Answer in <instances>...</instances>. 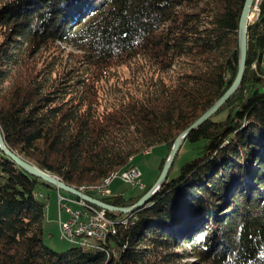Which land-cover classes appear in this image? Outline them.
<instances>
[{
  "label": "trees",
  "instance_id": "obj_1",
  "mask_svg": "<svg viewBox=\"0 0 264 264\" xmlns=\"http://www.w3.org/2000/svg\"><path fill=\"white\" fill-rule=\"evenodd\" d=\"M245 1L0 0L6 147L78 189L104 185L162 146L161 172L176 138L236 78ZM258 10L240 87L184 142L194 158L170 178L174 161L130 213L94 206L117 226L96 239L100 248L46 246L48 203L37 189L61 190L0 150V264H264V0ZM58 42L77 55L65 60ZM121 67L133 70L131 82L110 103L107 77ZM151 188L90 195L127 208Z\"/></svg>",
  "mask_w": 264,
  "mask_h": 264
},
{
  "label": "rangeland",
  "instance_id": "obj_2",
  "mask_svg": "<svg viewBox=\"0 0 264 264\" xmlns=\"http://www.w3.org/2000/svg\"><path fill=\"white\" fill-rule=\"evenodd\" d=\"M251 17H254L253 14H251ZM252 19L253 18H251V20ZM56 45H58L61 48L62 54L65 60H68L69 58H71L70 56H68L69 53L72 55H77V52L73 46L67 45L62 42H58ZM42 59H43V56L41 57L40 60ZM48 59L49 57L47 56L46 60ZM263 66H264V55H263ZM132 71L133 70L128 69V67H121L111 72L110 75L107 77L109 80L105 84V87H106L105 97L106 99H108L110 103L115 102V99L121 96V93L119 91L125 90L128 88L127 80L128 82H131L130 78H131ZM162 77H171V72ZM102 85L104 86V83ZM147 153L148 152H145V154ZM166 154H167L166 148L161 146V147L155 148L154 150H151V152L147 155L142 154V155L136 156L134 162H135L136 168H138V170L141 171L142 173L143 186L141 187L139 185L127 184V183H124L120 178H115L111 184L112 195H123L124 197L129 198L132 196H137L138 194H141L144 191V189H148L151 186H153L161 174L160 163H161L162 158L165 157ZM193 158H194V155L192 153L191 145L189 143L184 144L183 147L180 149L178 156L175 160L174 168L171 171L170 178L176 177L179 174L181 167L186 162L190 161ZM104 192H106V187L104 189ZM61 193L66 195L65 191H61ZM85 193L89 196L94 195L91 192L89 193L85 192ZM37 194L40 197L44 196L47 199V203H48L46 210H45L44 244L56 252L67 251L69 248L75 245L61 238L60 227H59L60 225H59V210H58V203H57V196H58L57 191L55 189H51L45 186H39L37 189ZM67 218L68 217H66V214L63 213V221H66ZM88 237L85 236L84 239H92ZM193 260L194 259H187V260H184L183 262L189 261L190 263H192Z\"/></svg>",
  "mask_w": 264,
  "mask_h": 264
},
{
  "label": "water",
  "instance_id": "obj_3",
  "mask_svg": "<svg viewBox=\"0 0 264 264\" xmlns=\"http://www.w3.org/2000/svg\"><path fill=\"white\" fill-rule=\"evenodd\" d=\"M256 0H246L244 4V8L241 14L240 23H239V31H238V42H239V67L236 78L234 79L230 88L224 93V95L205 113H203L192 125H190L185 131H183L175 140L174 145L169 152L168 158L165 162L163 170L156 181V183L152 186V188L142 197L134 206L127 208H120L109 205L103 202L100 199L94 198L87 194L82 193L77 188L72 187L64 183L62 180L53 176L41 169L37 166L29 163L28 161L22 159L17 154L13 153L6 147V143L3 137L2 130L0 128V150L3 151L7 156H9L17 165H19L22 169L34 175L46 183L52 185L58 190L65 191L79 199H83L84 201L94 205L95 207L101 208L106 211H117L122 213H130L133 210L143 206L147 201L154 196V194L159 190L161 185L166 181L169 172L172 168V165L178 156L180 149L182 148L184 142L186 141L188 135L208 121L238 90L240 87L243 76L246 70L247 65V54H248V28L251 21V14L253 8L255 6ZM237 111H235L234 119L237 117Z\"/></svg>",
  "mask_w": 264,
  "mask_h": 264
},
{
  "label": "built area",
  "instance_id": "obj_4",
  "mask_svg": "<svg viewBox=\"0 0 264 264\" xmlns=\"http://www.w3.org/2000/svg\"><path fill=\"white\" fill-rule=\"evenodd\" d=\"M261 1L256 0L253 8L255 12L259 11L258 5ZM252 14L255 16V13L252 12ZM115 178H120L127 184L143 186L142 173L138 172V168H131L125 174L112 176L110 185L106 186V192L95 196L107 197L112 195L111 184ZM57 203L61 238L75 246L100 248L102 243H96V235H104L107 231H114V227H117L114 220L108 218L105 213L98 211L92 204L83 199L58 192ZM63 213L68 215L66 221H63ZM84 232H92V239H84Z\"/></svg>",
  "mask_w": 264,
  "mask_h": 264
},
{
  "label": "bare ground",
  "instance_id": "obj_5",
  "mask_svg": "<svg viewBox=\"0 0 264 264\" xmlns=\"http://www.w3.org/2000/svg\"><path fill=\"white\" fill-rule=\"evenodd\" d=\"M133 168H136V167H133ZM131 170V168L129 169V170H126V171H123V172H121V173H119V174H125L126 172H128V171H130ZM138 172L139 173H141V171H139L138 170ZM115 174H117V173H115ZM115 174H113L112 176H114ZM111 176V177H112ZM111 177H108L106 180H105V182H104V185L102 184V185H90V186H87V187H80V191H82V192H91L92 194H95V195H99V194H101V193H103L104 192V189H105V187L107 186V185H109V183H110V179H111ZM108 232V231H107ZM106 232V233H107ZM106 233H104V235H96V239L98 240V241H103L104 239H105V237H106ZM112 233H115V231H112ZM85 236H89V237H92V232H84V237ZM88 237V238H89Z\"/></svg>",
  "mask_w": 264,
  "mask_h": 264
},
{
  "label": "crops",
  "instance_id": "obj_6",
  "mask_svg": "<svg viewBox=\"0 0 264 264\" xmlns=\"http://www.w3.org/2000/svg\"><path fill=\"white\" fill-rule=\"evenodd\" d=\"M66 217H68V215L66 214ZM62 218H63V214H62Z\"/></svg>",
  "mask_w": 264,
  "mask_h": 264
}]
</instances>
